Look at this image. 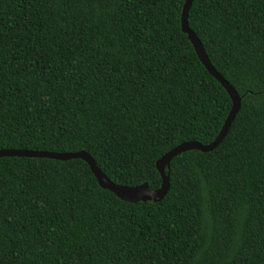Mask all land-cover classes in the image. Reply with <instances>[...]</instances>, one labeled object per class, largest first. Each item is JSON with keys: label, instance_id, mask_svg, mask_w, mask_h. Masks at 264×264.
<instances>
[{"label": "trees", "instance_id": "16d2710c", "mask_svg": "<svg viewBox=\"0 0 264 264\" xmlns=\"http://www.w3.org/2000/svg\"><path fill=\"white\" fill-rule=\"evenodd\" d=\"M186 0H0V149L85 151L114 183L212 143L232 109L182 30ZM189 25L241 108L211 151L131 203L89 164L0 157V264H264V0H194Z\"/></svg>", "mask_w": 264, "mask_h": 264}, {"label": "water", "instance_id": "95a60500", "mask_svg": "<svg viewBox=\"0 0 264 264\" xmlns=\"http://www.w3.org/2000/svg\"><path fill=\"white\" fill-rule=\"evenodd\" d=\"M194 0H186L182 13V30L188 34L189 40L192 42L201 62L204 64L209 73L214 76L227 90L228 94L232 99V109L231 112L217 138L210 144H202L199 142H184L173 148L171 151L166 153L161 159L157 161V169L162 176V185L157 190H151L147 183L140 186H125L114 183L107 175H105L99 168L98 164L95 162L93 157L85 151H79L74 153H54L45 151H33V150H11V149H0V157L4 156H20V157H46L57 160H71V159H82L86 161L94 175L96 176L100 186L107 189L114 194H116L120 199L136 203L139 201H160L162 200L170 189V176L166 174V168L170 167L171 161L174 157L190 151V150H200L203 152H208L214 150L223 138L228 133V130L236 118L238 112L241 108V96L235 87H233L212 65L205 48L196 35V33L190 28L189 25V11Z\"/></svg>", "mask_w": 264, "mask_h": 264}]
</instances>
